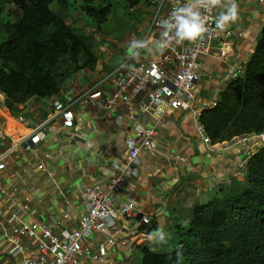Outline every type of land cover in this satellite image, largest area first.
Listing matches in <instances>:
<instances>
[{
  "label": "crops",
  "instance_id": "crops-1",
  "mask_svg": "<svg viewBox=\"0 0 264 264\" xmlns=\"http://www.w3.org/2000/svg\"><path fill=\"white\" fill-rule=\"evenodd\" d=\"M235 2L239 7V19L225 28L238 37L214 42L211 53L201 58L203 77L194 107L217 98L216 91L228 83L227 75L237 74L238 67L246 64L259 41L264 25V3ZM223 3L226 5L227 0ZM222 11H226V7L218 6V16ZM151 17H142V22L150 21L147 28L139 25L138 32L131 36L118 41L105 40L95 47L97 63L94 69L72 75L61 98L32 99L39 103L38 107H31L30 101L23 105L24 122L10 117L4 107H0V132L5 134L6 147L20 146L32 130L45 124L42 142L29 149L24 145L16 149L7 159V169L2 174L7 195L0 194V264H17L16 258L8 254L10 216L17 211L12 198L15 196L30 204V212L24 219L35 229L42 224H57L59 230L77 229L85 213L86 188L94 183L106 186L112 167L124 158L126 138L136 133L138 124L156 131V150L140 154L135 164L137 177L128 182L118 195L117 203L135 202L144 213L152 216L155 230L163 228L167 235L164 242L149 240L142 230L130 237L127 231L138 229V220L119 219L116 230L109 235L93 234L85 240L95 253H100L101 245L105 247L103 264H142L139 246L155 247L174 240L177 226L182 220L191 219L195 206L236 188L234 180L243 186L242 162L263 145L254 140L240 144L206 143L196 131L190 110L179 106L164 108L162 124H158L143 113L137 119H130L123 106H119L116 113L104 116L86 105L73 109L75 131L64 128L62 119L57 116L53 102L64 101L88 89L129 59L133 65L159 57L152 43L158 40L159 34L150 32ZM133 40L148 41V47L153 50L140 49L139 55L133 57L129 52ZM100 89L105 97L112 91V82L102 83ZM4 101V95L0 94L2 106ZM34 110L36 114L32 115ZM119 116L121 121L117 120ZM109 238L115 240L114 246ZM85 263L97 264L91 260Z\"/></svg>",
  "mask_w": 264,
  "mask_h": 264
},
{
  "label": "trees",
  "instance_id": "trees-1",
  "mask_svg": "<svg viewBox=\"0 0 264 264\" xmlns=\"http://www.w3.org/2000/svg\"><path fill=\"white\" fill-rule=\"evenodd\" d=\"M4 1L14 20L0 23V94L5 113L20 122L23 105L61 98L72 75L92 71L97 63L92 37L70 24L71 11L84 27L101 32L117 8L130 12L148 2ZM3 6L0 0V17ZM201 122L213 144L264 132V25L242 75L223 87L217 106L205 110ZM232 183L236 188L195 206L187 226H177L174 240L139 246L142 264H264V145L248 160L243 186ZM141 230L149 235L155 226Z\"/></svg>",
  "mask_w": 264,
  "mask_h": 264
},
{
  "label": "built area",
  "instance_id": "built-area-1",
  "mask_svg": "<svg viewBox=\"0 0 264 264\" xmlns=\"http://www.w3.org/2000/svg\"><path fill=\"white\" fill-rule=\"evenodd\" d=\"M254 1L257 4L264 3V0ZM150 2L153 12L150 32H157L159 34L157 41H160L164 29L159 21L170 19L171 13L176 8L184 6L188 0H150ZM217 10L218 6L200 8L202 15L207 17L208 29L202 39L183 42L172 40L162 52L158 51L159 57L156 60H145L130 65L129 59L88 89L64 101L53 102V108L57 116L62 119L64 128L76 130L73 109L86 105L95 108L104 116L116 113L119 106H123L130 119H137L139 114L143 113L152 117L158 124H162L164 108L179 106L183 110L192 112L197 133L204 142L211 144L201 118L205 110L217 106V99L223 88L216 91L215 100L194 107L198 85L203 77V65L200 60L211 53L214 42L238 37L231 29L217 28ZM139 50L137 49L136 52L138 53ZM244 66L241 64L238 67L237 74L233 76L228 74L226 80L229 82L242 75ZM108 81L112 82V91L103 97L100 87L102 83ZM117 120L121 121L122 117L119 116ZM44 129L45 124H41L32 130L20 146L24 145L29 149L33 145H39L42 142L41 134ZM135 130L134 135L129 134L126 138L124 158L121 163L112 167L106 186L94 183L86 188L85 213L80 217L77 229L59 230L57 224H42L35 229L24 219L30 212V204L15 196L12 198L17 211L10 216L12 227L8 254L16 258L17 264H86L85 260L103 264L105 247L101 245L100 253H95L85 244L86 238L93 234L109 235L116 230V222L119 219L138 220V229L127 231V236L130 237L137 236L141 228L152 227V216L144 213L135 202L117 203L118 195L130 180L137 177L135 164L140 154L145 150H156L154 129L144 128L138 124ZM3 138L5 134L0 132V194L5 196L7 191L3 186L2 174L7 169V159L20 146L6 147ZM247 140L264 144V132L235 137L229 143L240 144ZM250 158L242 162L243 170ZM117 233L121 231L117 230ZM109 242L113 246L116 244L113 238H109Z\"/></svg>",
  "mask_w": 264,
  "mask_h": 264
},
{
  "label": "clouds",
  "instance_id": "clouds-1",
  "mask_svg": "<svg viewBox=\"0 0 264 264\" xmlns=\"http://www.w3.org/2000/svg\"><path fill=\"white\" fill-rule=\"evenodd\" d=\"M214 6L226 7V11H222L217 18V28L224 29L239 19V7L235 0H227L226 5L223 0H188L184 6L176 8L171 13L170 19L159 21L164 31L161 33L162 39L160 41L152 42L156 51L162 52L172 40L183 42L202 39L208 29L206 27L207 17L202 15L200 8ZM148 44V41L133 40L129 52L132 56L139 55L136 49H147L151 52L153 49L149 48ZM166 235L163 228H158L148 235V239L164 242Z\"/></svg>",
  "mask_w": 264,
  "mask_h": 264
},
{
  "label": "rangeland",
  "instance_id": "rangeland-1",
  "mask_svg": "<svg viewBox=\"0 0 264 264\" xmlns=\"http://www.w3.org/2000/svg\"><path fill=\"white\" fill-rule=\"evenodd\" d=\"M4 6V13L0 17V23L7 20L11 19L14 20V16H10L8 13L9 11H12L13 8L10 7L9 4H7L3 0ZM54 10H56V5L52 6ZM115 15L110 16L108 23L103 27L101 32H96L94 28L88 26L84 27V24L80 18V15L75 12L71 11L70 15V24L76 25V27L81 28L88 36L92 37V41L96 47L100 46V43H102L105 40L111 39V41L117 40L119 38H126L131 36L132 33L138 32L139 25H144L146 28L149 25V22H142V17L143 15L147 16H152V7H151V2L148 0V2H145L141 4L138 8L131 10L130 12L122 10V9H116L115 10ZM72 21V22H71ZM87 24V23H86ZM78 25V26H77ZM29 105L31 107H38L39 103L36 100H30ZM0 107H4V105H1L0 102ZM36 114V110L32 113V115ZM20 118L24 119V115H21ZM29 119V118H27ZM33 120V118H31ZM32 120H30L32 122ZM15 122V121H14ZM258 145H264L261 142H258ZM184 226H187V221L184 219L180 223ZM169 242V241H168ZM166 246V245H165ZM162 246H159L161 248ZM165 248V247H164Z\"/></svg>",
  "mask_w": 264,
  "mask_h": 264
}]
</instances>
